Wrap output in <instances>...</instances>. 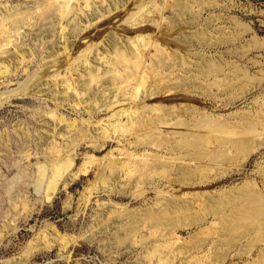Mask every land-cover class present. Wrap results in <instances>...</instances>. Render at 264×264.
Masks as SVG:
<instances>
[{
	"label": "rangeland",
	"instance_id": "374dc122",
	"mask_svg": "<svg viewBox=\"0 0 264 264\" xmlns=\"http://www.w3.org/2000/svg\"><path fill=\"white\" fill-rule=\"evenodd\" d=\"M59 1L0 0V27L14 31L11 15L23 17L27 23L20 35L0 31V40L11 38L13 41L0 52V59L11 57L7 78L0 76V94L17 89L27 81L39 86L37 95L17 97L0 108V264H264L263 233L245 234L241 229L240 235L237 233L238 241L232 246L222 243L226 240L222 237L224 219L234 216L243 201L226 206L229 208L221 206L218 210L224 213L222 215L217 211L218 215L212 212L214 216L210 213L208 218L200 215L214 198L226 201L249 191L264 198V0L71 1L72 13L67 22L75 19L82 32L97 27L96 22L110 29L118 28L128 40L130 49L126 51L130 55L135 47L152 41L147 36L158 32L152 29L154 25L162 26L164 41L173 49L178 46L174 43L176 39H185L186 45L181 43L180 47L189 55L188 68L191 66L193 73L201 75L200 80L204 82L196 99L188 100L191 105L199 111L212 108L207 111L211 120L222 126L229 124L225 127L235 130L239 129L237 126H245L248 119L255 123L257 138L253 144L261 147L247 161L242 159V149L232 154V161L237 164L223 162L221 170L217 169L211 178L202 182L181 181L179 186L178 182L171 185L162 174L139 189L129 184L127 177L96 182V165L91 166L89 176L74 179L88 157L106 160L114 151L116 158H121L117 150L122 147L112 143L104 153H95L82 141L76 147L81 140L79 132L65 127L72 122L81 126L89 117L87 109L75 114L69 106L60 107L58 80L44 72L46 65L58 58L63 45V41H59L58 12L50 10L51 2L58 4ZM96 11L98 16L94 14ZM164 26L174 27L172 33ZM112 47L114 45L108 48ZM149 54L146 65L159 60V56H166L159 55L154 47L149 49ZM96 56L91 49L87 53L90 60H95ZM83 63L85 61L76 65L75 70ZM202 71L208 74L203 75ZM67 73L65 71L64 75ZM149 85L151 82L146 90ZM172 98L173 95L168 97ZM143 101L146 100L141 98ZM183 118L191 127L192 119ZM62 119L67 123L61 124ZM99 119L103 118H96ZM127 122L126 119L123 124ZM131 149L137 156L146 151L163 153L162 149L147 145ZM171 195L181 202L185 200L192 208L177 216V220L182 219L169 224L171 229L166 226L167 239L163 236L164 226L158 227L162 229L159 233L146 215L155 211V205L159 208L162 201L165 204ZM116 205L118 208H114ZM144 222H148L149 228ZM152 233L156 234L153 238ZM199 237L206 240L197 241ZM61 238L62 241L66 238V242L61 243ZM195 242H199L196 248ZM168 244L171 247L168 248ZM184 245L188 246L185 252ZM189 245L199 253L191 254L193 250H188ZM156 246L158 249L154 251ZM178 250L190 254L180 256ZM172 256L176 259H172L174 262Z\"/></svg>",
	"mask_w": 264,
	"mask_h": 264
},
{
	"label": "bare ground",
	"instance_id": "6f19581e",
	"mask_svg": "<svg viewBox=\"0 0 264 264\" xmlns=\"http://www.w3.org/2000/svg\"><path fill=\"white\" fill-rule=\"evenodd\" d=\"M71 1L72 0H60L58 4H53V2L50 4V10H52L53 13L58 12V21L61 29L59 41H63V45L59 49L58 58L49 62L44 68V72L58 80V88L61 90V95L58 99L60 107L66 108V106H69L75 114H79L81 110L87 109L86 114L87 117H89V121H83V125L81 126L76 125L74 122L68 123L67 126H65L67 129L79 132L81 140L78 141L76 147L80 146L81 141L90 145L95 153H104L112 146V143H115L120 148L122 147V149L117 150L118 153L116 152L121 158H116L114 151H111L106 156V160L98 159L94 156L88 157L78 175L74 176V179L79 178L81 175L89 176L91 166L96 165L97 173L94 179L96 182L103 181V183H105V181L109 182L110 179L122 180L124 177H127V182H129V184H135L139 189L142 188L145 183L149 182L150 179L156 176L160 177V175L163 174L166 182L169 184L178 182L179 186L183 181L202 182L211 178L217 169L221 170L220 168L223 162L234 163V161H232L234 158L232 154L236 151L239 152V150L243 149L244 154L242 159L243 161H247L254 151L260 149L261 146L258 148L253 144L257 137L255 135V123L252 120H246L245 126H237L239 129L235 130L233 127L231 128V126L225 127L229 124L222 126L219 122L211 120L210 112L207 111L212 110V108H205L199 111V108H196L194 104L191 105L188 101L190 98L196 99L195 95L201 93L204 82H201L200 79L202 78L200 74V76H197L193 73V70L190 69L192 68L191 66L188 68L187 61L189 55L184 53L183 48L180 47L182 44L186 45L185 39H176L174 43H178V46L173 49L169 47V43L167 44L164 41L166 37L164 38L162 26L160 27L159 24L156 26L154 25L152 29L158 32L156 34H148L147 36V38L152 41L147 45H141L138 48L135 47L132 50L133 55H130L129 51H126L130 49L128 40H126V36L122 34L118 28L114 27L110 29L96 22L95 24L98 25L97 27L82 32L79 31L77 23L75 24V19L67 22V18L72 13L71 7L73 6L71 5ZM97 13L96 11L94 14L98 16ZM4 18L5 16L2 17V23ZM9 19L13 25L14 31H12L11 28L5 27H0V31L4 34L11 33V36L20 35L21 28L27 26L25 18L11 15ZM167 27H169V30L174 28L170 26ZM172 29L170 30L171 33ZM11 44H13L11 38L0 40V52L4 46ZM111 45H114V47L108 48ZM153 47L157 49L159 55L166 56L160 58L158 55L159 60H156L151 65H146L150 55L149 49ZM90 49L95 53V56L97 55L95 60L87 58V53ZM21 57H25L23 52H21ZM82 61H85L82 67L75 70L76 65ZM10 64L11 57L7 56L6 58L2 57L0 59V76L3 79L7 78L9 74ZM65 71H68V73L64 75ZM204 72L202 71L201 74ZM207 74L208 73H206V75ZM150 82L151 86L149 85L146 90V86ZM38 90L39 86L37 83L27 81L17 89L0 94V108L1 106L3 107L4 104L11 103V101L17 97L28 95L35 96L38 94ZM171 95H173V98L168 99ZM213 97L214 95L211 98L213 99ZM141 98L146 101L141 102ZM183 116L192 119L191 127ZM100 117L103 119L96 120V118ZM182 118L184 120H182ZM197 118H201V120L199 121ZM126 119L128 122L124 125L123 121ZM60 123L64 124L67 123V121L62 119ZM83 127H87V129L83 131ZM63 130L65 129H62V131ZM133 138H135L136 141L131 140ZM142 145H147L148 148L162 149L163 153L156 154L146 151L143 155L137 156L136 153L132 152L131 148L137 149ZM231 168H233V166ZM108 172H110V175H108ZM218 174H220V171ZM92 183H94V181ZM138 191H136V193ZM243 194L244 195L232 197L226 201H220L214 198L210 201L208 207L204 209V213L200 214L203 218H208L210 213L212 214V212L215 211L219 212L218 209H220L221 206L226 207L234 205L238 200L243 201L240 202L241 204L238 203L240 206L236 208V214L234 213V216L230 215L232 217H226L224 215L226 218L223 222L224 233L222 237L226 240L222 241V243L228 246H232L234 242L238 241L241 233L239 231L241 229L245 230V234H255L256 232L264 234V198L254 191ZM88 199L90 200V198ZM167 199L165 204L163 201V205L159 204L161 207L158 208L157 205H155V211L152 210L154 212H150L149 209L148 211L150 213L148 212L149 214L146 215L147 219L150 220V223L155 227L164 226L165 234L163 236H165L166 231H168L166 226L171 229L169 224L176 221L177 216L189 212L192 208V205L184 202L185 200L181 202L179 198H175L172 195L171 197L168 196ZM117 206L118 205L114 208ZM113 210L114 209H112V211ZM114 212L115 211H113V215H115ZM125 213L128 214L129 212ZM222 213L223 212H219L221 215ZM107 215L109 216V214ZM110 216H112V213ZM133 216L134 215H132V217ZM113 218H116V216ZM180 219L178 217V220ZM109 220H111V218H109ZM129 221L127 223H129ZM147 225L148 222L145 226L147 227ZM176 225L175 227L178 229ZM181 227L180 225V228ZM98 229L100 230V228ZM177 229L176 231L179 230ZM127 230L129 232L131 229ZM148 230L150 232V229ZM160 230L162 229L160 228L158 230L159 233ZM207 230L208 229L205 231ZM238 232L239 235L237 234ZM135 233L137 234V232ZM135 233H133L134 236ZM207 234L205 233L204 235ZM152 235L156 234L152 233L150 237ZM153 237L154 236H152V238ZM157 238L155 236V239ZM204 238L202 239V237H199V240H196L202 241ZM174 239L177 238L174 236ZM178 239L180 240V238ZM66 240L65 238V240L62 241L61 238L60 242L63 243L66 242ZM169 243L171 244V242ZM196 243L199 242H195L194 245H192L195 247ZM206 243L207 242H205V244ZM192 245H189L188 249L189 251L193 250L191 254L197 251H194L197 246L195 248L192 247L193 249L190 248ZM156 247L157 248L154 247V251L158 249V246ZM159 247L161 246L159 245ZM164 247L162 246L161 248ZM169 247L171 246L168 244V248ZM187 247L185 248L184 245V252ZM203 247H205V245H203ZM200 248H202V246H200ZM188 252L185 254L181 250L179 253L178 250L180 256L181 253L183 255H189L190 253ZM178 253L175 256H177ZM196 253L199 252L197 251ZM172 259L175 258L172 256L171 260ZM166 261H168L167 258ZM149 264H151V262H149Z\"/></svg>",
	"mask_w": 264,
	"mask_h": 264
}]
</instances>
